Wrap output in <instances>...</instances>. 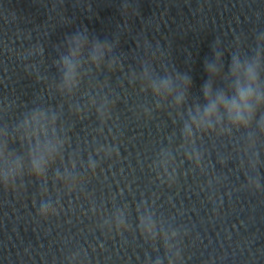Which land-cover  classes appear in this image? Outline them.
<instances>
[{"label":"water","instance_id":"obj_1","mask_svg":"<svg viewBox=\"0 0 264 264\" xmlns=\"http://www.w3.org/2000/svg\"><path fill=\"white\" fill-rule=\"evenodd\" d=\"M256 96L264 0H0V264H264Z\"/></svg>","mask_w":264,"mask_h":264},{"label":"clouds","instance_id":"obj_2","mask_svg":"<svg viewBox=\"0 0 264 264\" xmlns=\"http://www.w3.org/2000/svg\"><path fill=\"white\" fill-rule=\"evenodd\" d=\"M124 7V6H123ZM124 11L127 12L128 8L124 7ZM72 41L79 43L82 39H86L84 36V33H77L76 35L71 37ZM108 46L106 44H101L99 42L96 43L95 45V51L96 52H101L102 50L106 49ZM64 61V64L67 65L69 68H71V60L69 56H65L62 58ZM238 66V65H236ZM205 69L206 71H209L210 74L213 72V65L211 63H206L205 64ZM249 73L250 76L254 79V73L252 72V69L249 68ZM164 87L167 88L168 86V81H163ZM186 84L190 87L192 84V80L190 77L187 78ZM203 93L206 99H208L211 96V86L209 84H205L203 88ZM237 94L239 96V100L237 101L236 99H232L229 101L225 95L220 94L218 95L215 100L209 99L208 107L206 109L205 115H211L213 113L217 112V109L220 105H223L226 110L229 113V117L234 121V122H241V123H246L247 121L245 120V112H247L248 116L250 117L252 115L251 112V104L253 102V90L251 87H239L237 88ZM261 99H264L260 96L255 97V102L259 103ZM186 128L188 127L187 125L185 126ZM35 163V170L37 174H39L42 169L39 165V163ZM46 211V206H42V213Z\"/></svg>","mask_w":264,"mask_h":264}]
</instances>
